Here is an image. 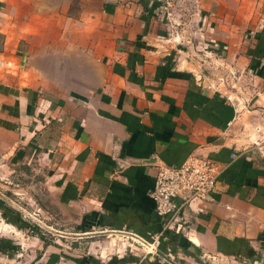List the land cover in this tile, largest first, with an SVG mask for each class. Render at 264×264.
Here are the masks:
<instances>
[{
    "label": "crops",
    "instance_id": "1",
    "mask_svg": "<svg viewBox=\"0 0 264 264\" xmlns=\"http://www.w3.org/2000/svg\"><path fill=\"white\" fill-rule=\"evenodd\" d=\"M190 153L222 171L185 232L164 230L157 167ZM21 164L76 232L158 236L178 264H264V0H0V175L22 180ZM0 200V264H171L55 247Z\"/></svg>",
    "mask_w": 264,
    "mask_h": 264
},
{
    "label": "built area",
    "instance_id": "2",
    "mask_svg": "<svg viewBox=\"0 0 264 264\" xmlns=\"http://www.w3.org/2000/svg\"><path fill=\"white\" fill-rule=\"evenodd\" d=\"M222 168V165L200 153H190L179 165H158L150 196L155 213L162 219L164 230L185 232L181 217L184 207L190 200L203 199L214 191ZM37 211V214L41 213L40 208ZM28 215L35 220L31 214ZM122 233L136 237L126 231ZM133 237L131 243L146 247L147 252L150 251L148 249H157L160 241L158 236L152 241Z\"/></svg>",
    "mask_w": 264,
    "mask_h": 264
},
{
    "label": "rangeland",
    "instance_id": "3",
    "mask_svg": "<svg viewBox=\"0 0 264 264\" xmlns=\"http://www.w3.org/2000/svg\"><path fill=\"white\" fill-rule=\"evenodd\" d=\"M251 24V21L249 25ZM248 25V26H249ZM249 29L244 30L243 33L248 32ZM36 165V164H35ZM19 166H22L21 173H22V180H18L17 182L13 181L10 177L4 175H0V198H4L7 202L15 206L14 208L17 212V218H27L28 214H31L35 220L32 222L29 217L28 227L30 228V232L32 236H36L38 238L43 239V242H48L55 247H65L69 251L75 252L76 254H83L86 253L87 255H99L101 259H106L108 255H115L118 257H122L123 255L126 256L128 253L129 255L134 254L131 249L134 247L139 248V253L137 254H144L146 251V247L139 246L137 244L131 243L130 246L127 245L125 240L119 241L117 238H115L114 235H110L109 232H97L96 234H81V232H76L69 226H65L62 222L58 221L57 219H54L53 216H51L49 219H47L46 213L41 208V200L34 195V191L39 186V180L36 177L34 178L33 187L30 189L26 188V185H29V177L31 174H29V171L25 166V164H21ZM6 172V171H5ZM3 172V173H5ZM8 172V171H7ZM6 172V174H8ZM38 174H40V171H37ZM32 178V179H33ZM1 184H4L2 186ZM3 201V200H2ZM4 203V201H3ZM31 207L28 208V210L24 207L27 204ZM23 208V209H21ZM37 208H40L41 213L37 214ZM26 209V210H25ZM35 212V213H33ZM27 213V215H26ZM44 213V214H43ZM6 231H9L12 229L10 225H3ZM68 227V228H67ZM34 228V231H33ZM36 228V229H35ZM32 230V231H31ZM14 234V233H13ZM16 234V233H15ZM19 236V234H16ZM66 236V237H64ZM85 236V237H83ZM78 237V238H77ZM82 237V238H81ZM114 238V245L115 250L116 248H119V252H109L107 251L110 245V240ZM98 240L102 242V244H98ZM123 242V243H122ZM124 244L123 248L126 251L129 252H121L122 245ZM119 245V246H118ZM100 248V251L98 252L97 249ZM145 249V250H144ZM150 250V253L156 254V249H148ZM158 250V247H157ZM104 254V255H103ZM140 255V257H141Z\"/></svg>",
    "mask_w": 264,
    "mask_h": 264
},
{
    "label": "trees",
    "instance_id": "4",
    "mask_svg": "<svg viewBox=\"0 0 264 264\" xmlns=\"http://www.w3.org/2000/svg\"><path fill=\"white\" fill-rule=\"evenodd\" d=\"M0 202H2L1 200H0ZM14 212H13V210H11V208L10 209H8V208H5V210L3 209V211H2V214H3V216L5 217V219L7 220V221H13V220H9V216L8 215H14L13 214ZM19 219V218H18ZM36 229V228H35ZM33 231H34V228H33Z\"/></svg>",
    "mask_w": 264,
    "mask_h": 264
},
{
    "label": "water",
    "instance_id": "5",
    "mask_svg": "<svg viewBox=\"0 0 264 264\" xmlns=\"http://www.w3.org/2000/svg\"><path fill=\"white\" fill-rule=\"evenodd\" d=\"M156 254H159L161 257H163L166 261H168L171 264H178L173 259L169 258L167 255H165L164 253H162L161 251H159L157 249H156Z\"/></svg>",
    "mask_w": 264,
    "mask_h": 264
}]
</instances>
